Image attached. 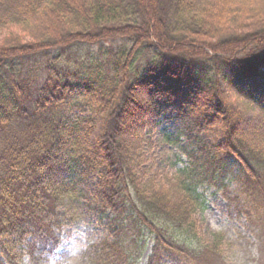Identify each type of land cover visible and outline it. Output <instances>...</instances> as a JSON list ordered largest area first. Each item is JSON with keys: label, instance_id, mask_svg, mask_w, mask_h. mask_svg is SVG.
Segmentation results:
<instances>
[{"label": "trees", "instance_id": "16d2710c", "mask_svg": "<svg viewBox=\"0 0 264 264\" xmlns=\"http://www.w3.org/2000/svg\"><path fill=\"white\" fill-rule=\"evenodd\" d=\"M255 1L0 0L4 259L44 252L61 221L83 211L107 233L85 264L132 259L142 229L153 235L149 264H159L163 252L183 253L172 228L199 241L198 191L224 185L231 163L246 206L264 207V149L237 134L231 116L250 105L264 127V18L246 9ZM141 102L150 117L176 112L175 134L160 142L179 146L188 163L171 180H146L145 140L124 134ZM213 238L218 253L225 239Z\"/></svg>", "mask_w": 264, "mask_h": 264}, {"label": "rangeland", "instance_id": "374dc122", "mask_svg": "<svg viewBox=\"0 0 264 264\" xmlns=\"http://www.w3.org/2000/svg\"><path fill=\"white\" fill-rule=\"evenodd\" d=\"M262 4L263 6H261ZM246 9L249 13H252L255 18H258V22H260L259 20L262 21L264 18V3H260L256 0L255 3L246 5ZM9 10L10 9L5 6L4 13ZM227 13L229 14L230 12L227 11ZM39 21L46 23V25H51L50 29L56 24V21L53 19H49V22H47L42 18L38 20V22ZM4 36V33H0V40ZM98 49L99 46L96 45L91 48H85L83 51L84 54L85 51L96 53ZM53 53L56 54L58 52L54 50L51 55H53ZM75 53H78V50L75 49ZM44 58L46 57H42V60H44ZM143 59L144 58H142V60ZM150 59L154 60L152 55L145 58L144 62H149ZM140 93L144 94L142 92ZM226 102L229 104V100H226ZM141 103L142 105L134 112V120H131L130 117L127 121L126 132H124V134L131 131L145 140L143 150L145 152L146 165L143 169L146 180L148 178H159L162 180L165 176L168 180H171L170 178L174 175L173 173L176 170L182 169L188 163L187 158L183 156L179 146L160 142V138L164 134H175V128L179 126V120L175 117L176 112L170 107L166 113L150 117L149 113H151V111L145 107V103ZM245 105L246 104H244V106ZM231 108L232 106H230V109ZM162 109H164V107H162ZM241 113H243L242 117L235 116L236 113H234V116L231 114L233 123L237 127V134L239 133L243 137H248L255 147L264 149L262 148V144L264 143V127L262 128L259 122L260 113L258 114L255 112L254 108L250 105H246L243 110H241ZM172 117H175V119ZM147 121L150 126L142 131L143 125ZM154 124L159 126L151 130ZM242 125L246 130L241 129ZM174 164L175 166L173 167ZM231 170L232 172L229 176L227 174V176L222 177V179H224L222 180L224 185L219 182L216 185H210L198 191L202 196L201 201L203 203L202 208L195 217L199 241L197 240L196 243H194L189 237L183 236L179 230L172 228V232H175V240L179 241V244L184 247L182 250L183 253L176 251L169 257L167 252H163L159 264H175L171 262L170 258H176V261L179 262L178 264H264V207L257 210L255 208L250 209L246 206V196L243 193L245 190L243 189L244 182L241 181L243 177L239 175L240 171L234 163H231ZM96 181L95 179L94 182ZM81 213L83 214L81 220L87 222L89 235L94 240V243L90 246V249H92L93 246L98 245L105 238L107 233L95 217L86 215L87 213L83 211ZM66 221V219L61 221L60 225L65 224ZM215 235L224 237L225 239L218 253L211 251V249L216 247L213 243V237ZM136 237H139V244L142 245L141 249L139 244L137 247H133L130 251L132 259H125L122 264H149V259L154 247L153 235L147 232V230L142 229L141 231H136ZM27 241L30 242L31 240L28 239ZM55 243L56 234L53 241L47 242V250H50ZM207 243L209 246L206 245ZM90 249L88 253L91 251ZM195 251L201 256L200 260L196 261L198 263L193 260L185 259L184 255H190ZM19 252L20 250L16 252L17 255ZM122 258H125V256ZM15 260L16 259L7 261L0 253V262L2 264H15Z\"/></svg>", "mask_w": 264, "mask_h": 264}, {"label": "clouds", "instance_id": "9594fccd", "mask_svg": "<svg viewBox=\"0 0 264 264\" xmlns=\"http://www.w3.org/2000/svg\"><path fill=\"white\" fill-rule=\"evenodd\" d=\"M54 231L56 243L50 250L34 255L24 249L16 256L15 264H85L86 255L94 243L87 222L75 220Z\"/></svg>", "mask_w": 264, "mask_h": 264}, {"label": "bare ground", "instance_id": "6f19581e", "mask_svg": "<svg viewBox=\"0 0 264 264\" xmlns=\"http://www.w3.org/2000/svg\"><path fill=\"white\" fill-rule=\"evenodd\" d=\"M241 129H245L246 130V128L242 125V127H241ZM243 137V136H242Z\"/></svg>", "mask_w": 264, "mask_h": 264}]
</instances>
